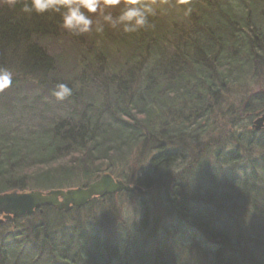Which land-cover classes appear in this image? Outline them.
<instances>
[{
    "label": "trees",
    "instance_id": "16d2710c",
    "mask_svg": "<svg viewBox=\"0 0 264 264\" xmlns=\"http://www.w3.org/2000/svg\"><path fill=\"white\" fill-rule=\"evenodd\" d=\"M157 2L165 11L149 18L153 27L125 34L105 26L102 34L81 35L60 27L58 14L29 16L21 3L0 4V68L13 73L11 86L0 92V120L12 119L0 130V193L24 189L20 175L31 169L40 172L38 188L48 187L44 179H65L60 160L68 150L86 157L77 161L87 174L90 163L112 167L137 148L148 164L134 184L160 187L175 223V254L156 242L164 235L149 237L150 251L127 240L117 246L112 239L103 248L96 241L94 251L81 248L75 223L68 234L67 224L59 225L67 214L48 210L42 229L53 235L52 228L62 227L57 232L65 230V238L45 242L40 235L29 247L26 236L6 231L0 235V264H264V132L249 128L264 112V0ZM80 69L96 80L91 103L73 102L64 118L38 115L34 105L51 97L50 86ZM114 72L133 76L125 85ZM103 97L104 107L94 105ZM19 106L26 112L15 119ZM26 113L35 118L31 128L23 127ZM212 135L220 150L210 155L205 148L199 155L213 157L216 171L206 172L203 185L191 188L186 177L169 174L172 162L198 151L201 139ZM242 161L248 165L240 166ZM220 165L227 167L221 181Z\"/></svg>",
    "mask_w": 264,
    "mask_h": 264
},
{
    "label": "rangeland",
    "instance_id": "374dc122",
    "mask_svg": "<svg viewBox=\"0 0 264 264\" xmlns=\"http://www.w3.org/2000/svg\"><path fill=\"white\" fill-rule=\"evenodd\" d=\"M47 44L48 43H46L45 46ZM131 76H133L132 72H123L120 74V77L118 76V74H115L114 72V76L112 77H114L115 80L119 79L120 83L123 81V83L126 85V82L130 80ZM88 79L90 80H87L85 77H83V71L81 69L76 70L74 75L68 76L63 79L64 80L63 83L66 84L68 87L72 88L73 94L67 99H65L64 101L56 100L55 97L51 94V97L48 99H45L46 100L45 103L42 104L41 106L38 104L34 105L35 112L38 115L39 113H44L48 119H52V118L58 119L61 117L64 118L67 115H69V112L71 110L70 108L73 102H78L79 100H81L86 103H91L92 101L91 97L93 96V91L95 90V86H94L95 84L91 83L92 82L91 79H93L91 78V73L88 74ZM55 86L56 85L50 86V89L52 90V92L55 89ZM248 86L250 85L248 84ZM250 87H251L250 91L256 90L254 83H252ZM96 93L94 94V96H96ZM106 97L110 99V96H106ZM54 101H58V103H54ZM107 101L108 100L106 98L104 99L103 97V99H101L100 102L99 101L94 102L95 103L94 105H97L99 107H104L103 103ZM28 102H31V100L28 99ZM20 103L21 105L24 104V102H20ZM39 107L42 109L41 111ZM23 112H26V111L22 109V107H20V110L19 108H15V119L20 118L21 113L23 114ZM261 114H259L258 116H256L254 119L251 120L249 124V128L251 130H253L252 124L254 120L258 118ZM38 115H35V116L37 117ZM30 118L28 117L26 113V117H23L21 119L24 128L25 127L31 128L32 125L30 123H32L34 116ZM108 118L109 116L106 117V119ZM15 119L12 122L13 124L15 123L14 122ZM10 121H12V119L11 120L8 119L7 123L4 124V122L0 120V130H3V129L5 130V128L8 127V123ZM47 122L48 121H46V123ZM260 131L264 132V127ZM257 137H261V134L258 135ZM212 141L214 143L217 141V137L215 135H212L211 137H203L199 143L200 149L194 153L192 151H190V153L186 152L184 155L185 159H183L180 162L176 160H175V163L172 162V165H170L169 174L172 177L173 176L178 177L181 175L183 176V178L186 177L183 182L186 184V186L191 187V188H194L198 185L199 186L203 185V183L205 182L204 180H205L206 172H209L210 170L216 172L215 170H213L215 169L214 163H213V157H210L209 161H206V158H199V155H205L207 149L210 150V155L215 153L216 150L217 152L218 150H220L218 148H215L218 145L215 146L212 143ZM206 145L207 147H205ZM175 147L176 146H173V149ZM63 155L65 156L60 160L61 162L60 165L65 166L64 168H66L67 173H66V176L64 175L65 179L62 177H57L58 180H48L47 181L46 179H44L41 183L47 185L48 187L38 188L39 186L37 184V181L39 179L35 178V174H40V172L36 169H31L25 172L24 174L20 175V178L21 176L23 178L22 184H21L24 188L23 190L29 191V190L38 189V190L47 191V190H53V189H60V190L76 189L78 187H83L90 183L95 182L103 174H109L114 179H119L125 184L133 185L135 183L134 181L137 177L138 170L141 167L147 166L148 164V158H147L148 156L140 155L137 148H134L133 150H131L130 154L126 157V159H124L125 161L116 163L112 167L109 166V163H107L106 161H101V164H99V167L97 168L91 167L92 164L90 163L89 171L86 174L84 173L83 170H80L81 168L79 166L80 162L77 161V160L82 161L83 159H86L85 156L82 155L81 157H79L80 156L79 153L77 154L76 152H73V150H68L67 152L63 153ZM137 155H139L140 157L138 158ZM253 155L255 157L257 156L256 150L254 151ZM149 156L151 155L149 154ZM255 157H253L252 161L254 160ZM203 161L206 162L205 165L203 164ZM239 165L245 167L246 165H248V162L242 161ZM226 169L227 167L222 168L221 165L218 167L216 174H218V178H220L219 181L225 178L224 176H226V172H227ZM58 182L62 184H59L56 186L55 184ZM143 190L146 191L144 195L122 192L119 194H114L111 196H105L103 198H98V200L91 203L93 201L92 199L91 202L86 207H84L83 209L79 211V214L72 213L70 216L64 217L61 220V222H59V225L67 224L66 225L67 228L65 227L64 228L65 230L68 231V234H70L72 230H75V229L70 228V226H72L75 223L74 226H76L78 230L80 232L82 231L85 235V239H86L85 244H87V242L91 243V246L90 245L85 246L87 250L90 249L91 251H94V245L97 243L96 241H98V245L103 248V246L107 245L105 243L106 240L110 241V239H112L113 241L115 240L117 246L120 244H123V240L124 241L127 240V241L132 242V244H137L138 246L137 245L136 246L137 248L139 247V249L144 248L145 246H148L147 250L150 251L152 247L149 246L148 244V241H150L149 237L153 236V238L156 239L157 236H160L163 238V235H164V238H163L164 240L160 242L156 240L155 241L158 244L166 245L165 247H167V250L171 249V251H173L175 254V247L171 248L173 246L172 238L175 233V228H173V226L175 225V223L171 219L172 215L170 217L168 216L169 214L167 211V207L162 204L161 189L158 186H154V187H150V188L143 189ZM94 199H97V198H94ZM41 218L44 219L45 215L41 216ZM36 220L37 218L35 219V221ZM26 223L27 225L29 224L28 221ZM179 224L180 223H178V225ZM25 227H26V224L24 225V228ZM176 228L179 229V227H176ZM52 229L55 234H59L57 231H60L62 227L61 228L55 227ZM10 230H11L10 224H1L0 235L6 231L9 232ZM25 230L26 231H20L18 234H16L18 235L17 237L24 238V236L27 235V229ZM65 230H62L63 231L62 233L64 234L67 233L65 232ZM91 235H93L92 239H91ZM107 235H109L108 236L109 239H106ZM81 236L83 237V235ZM23 240L27 241L28 243L26 242L27 243L26 245L30 247L29 242H32L33 239L28 238V240H26V238H24ZM183 241L185 242V240L182 239L181 243H178V244L181 245ZM14 246H17V244ZM136 246H134V248L132 247L131 250L138 251L139 249L135 248ZM26 250H29V248H26ZM24 256H27L26 252ZM185 264H191V262L187 261Z\"/></svg>",
    "mask_w": 264,
    "mask_h": 264
},
{
    "label": "clouds",
    "instance_id": "9594fccd",
    "mask_svg": "<svg viewBox=\"0 0 264 264\" xmlns=\"http://www.w3.org/2000/svg\"><path fill=\"white\" fill-rule=\"evenodd\" d=\"M14 8L21 3V11L26 15L58 14L60 27L74 35L95 32L102 34L105 26L125 34L137 33L153 27L150 17L165 11L157 0H0ZM189 0H178V4L187 5ZM119 7V14L113 15L112 9ZM185 15L191 8L183 9ZM91 14H96L95 16ZM13 82V73L0 68V92L8 89ZM52 95L58 101H64L72 95V89L64 83L57 84Z\"/></svg>",
    "mask_w": 264,
    "mask_h": 264
},
{
    "label": "water",
    "instance_id": "95a60500",
    "mask_svg": "<svg viewBox=\"0 0 264 264\" xmlns=\"http://www.w3.org/2000/svg\"><path fill=\"white\" fill-rule=\"evenodd\" d=\"M264 127V113L256 118L252 124L254 132H259ZM136 193L144 195L145 190L139 186L125 184L119 179H114L109 174L101 175L98 180L84 187L67 190H49L41 192H7L0 194V213L3 219L11 216L22 217L30 215L42 206H51L67 212L72 207L81 208L94 198H103L119 193Z\"/></svg>",
    "mask_w": 264,
    "mask_h": 264
},
{
    "label": "flooded vegetation",
    "instance_id": "af4514ba",
    "mask_svg": "<svg viewBox=\"0 0 264 264\" xmlns=\"http://www.w3.org/2000/svg\"><path fill=\"white\" fill-rule=\"evenodd\" d=\"M35 190H38V189H35ZM53 190H60V189H53ZM30 191H33V190L26 191V190L22 189V190H12L9 192H19L20 193V192H30ZM38 191H41L44 193V192H47L49 190H47V191L38 190ZM88 204H86L85 206H83L81 208L72 207L67 212L60 211V210L56 209L55 207H51V206H42L39 209L34 210V212L31 213L30 215H25L22 217L11 216L9 219H3V214L0 213V226H1V224H10L11 223L10 224L11 230L9 231L11 233L26 231L25 229H27V235H28V236L26 235L27 239L28 238L33 239L32 242H29L30 244H33V242H35L34 239L39 238L40 235L44 238L45 242H51V240H54L53 237L57 238L58 236H60V239L63 240L65 238V236H63V235H65V234H61L62 231L58 232L59 234L51 235V233L46 232V231H49L48 229H45V230L42 229L44 226V220L45 219L41 218V216L45 215L46 214L45 211H48V210H52V211L54 210L58 213L67 214V216H70L72 213H74V211H79V210L83 209L84 207H86ZM75 214H79V213H75ZM32 218H34V219H32ZM36 218H37V220L35 221ZM16 221H18V222H16ZM27 221L29 222L28 225L26 223ZM25 224H26V227L24 228ZM81 235H83L84 238ZM78 238L82 242V243H80L81 248L86 249V247H85L86 245L91 246L90 242L89 243L87 242V244H85L86 239H85V235L82 231L78 234Z\"/></svg>",
    "mask_w": 264,
    "mask_h": 264
},
{
    "label": "bare ground",
    "instance_id": "6f19581e",
    "mask_svg": "<svg viewBox=\"0 0 264 264\" xmlns=\"http://www.w3.org/2000/svg\"><path fill=\"white\" fill-rule=\"evenodd\" d=\"M189 173H190V172H189ZM174 177H175V176H174ZM129 185H130V184H129ZM135 185H136V184H133V185H131V186H135ZM141 189H142V188H141ZM209 246H212V247H213L214 244L210 243Z\"/></svg>",
    "mask_w": 264,
    "mask_h": 264
}]
</instances>
